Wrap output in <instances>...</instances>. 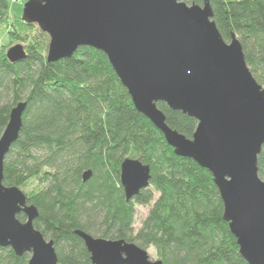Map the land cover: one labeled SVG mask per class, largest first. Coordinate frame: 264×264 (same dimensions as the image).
I'll use <instances>...</instances> for the list:
<instances>
[{
  "label": "trees",
  "instance_id": "16d2710c",
  "mask_svg": "<svg viewBox=\"0 0 264 264\" xmlns=\"http://www.w3.org/2000/svg\"><path fill=\"white\" fill-rule=\"evenodd\" d=\"M202 6L203 0H184ZM222 38L234 35L255 79L264 87V0H210ZM12 4L0 0V26ZM19 22L9 36L24 49L12 62L0 45V139L11 111L27 102L18 141L5 158L4 184L25 192L39 217L36 228L54 242L59 264H93L77 231L153 248L162 264H250L225 220V206L211 172L176 154L165 135L135 108L108 56L87 46L71 58L48 61L49 35ZM14 46V47H15ZM167 124L187 138L198 125L158 103ZM258 156L264 181V147ZM137 159L151 167L150 186L128 201L121 164ZM87 171L92 175L83 179ZM149 209L136 229L135 206ZM21 222L25 214L18 216ZM30 253L0 247V264H29Z\"/></svg>",
  "mask_w": 264,
  "mask_h": 264
},
{
  "label": "water",
  "instance_id": "95a60500",
  "mask_svg": "<svg viewBox=\"0 0 264 264\" xmlns=\"http://www.w3.org/2000/svg\"><path fill=\"white\" fill-rule=\"evenodd\" d=\"M22 20L49 35L48 61L71 58L82 46L105 53L135 108L163 132L177 155L213 174L224 217L250 264H264V181L258 156L264 147V87L256 81L234 35L222 38L210 0H28ZM15 46L12 62L24 56ZM197 119L187 138L172 130L158 103ZM27 102L11 111L0 139V247L29 264H59L54 242L36 228L37 207L18 187L5 186V158L18 141ZM128 201L150 186L151 167L139 160L121 164ZM91 171L84 174L88 181ZM27 220L21 222L20 214ZM93 264H162L148 250L125 240H106L77 231Z\"/></svg>",
  "mask_w": 264,
  "mask_h": 264
},
{
  "label": "rangeland",
  "instance_id": "374dc122",
  "mask_svg": "<svg viewBox=\"0 0 264 264\" xmlns=\"http://www.w3.org/2000/svg\"><path fill=\"white\" fill-rule=\"evenodd\" d=\"M28 0H10V3L12 4V8H11V19H10V23L8 24H3L0 26V45L2 46H8V48L14 47L16 44H18V42L12 39L11 36H9V33L11 32V27L14 23L19 24V22H22V17L24 16L23 11H24V5L25 2H27ZM36 182L32 181L31 183H29L28 185H26L24 187V189L22 190L23 192H27L29 193V191H32V189L36 186ZM135 210H136V217H135V221H136V229H139L142 225V222L145 218V216L148 214L149 209L146 206H141V205H136L135 206ZM149 254L151 255V259L153 261H158L157 255L155 253V250L153 248H149L148 249Z\"/></svg>",
  "mask_w": 264,
  "mask_h": 264
}]
</instances>
